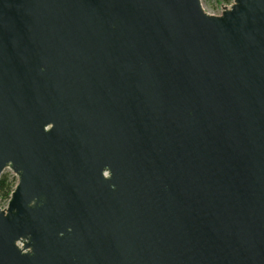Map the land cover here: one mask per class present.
Here are the masks:
<instances>
[{"label": "water", "instance_id": "obj_1", "mask_svg": "<svg viewBox=\"0 0 264 264\" xmlns=\"http://www.w3.org/2000/svg\"><path fill=\"white\" fill-rule=\"evenodd\" d=\"M5 170L0 264H264V0H0Z\"/></svg>", "mask_w": 264, "mask_h": 264}, {"label": "rangeland", "instance_id": "obj_2", "mask_svg": "<svg viewBox=\"0 0 264 264\" xmlns=\"http://www.w3.org/2000/svg\"><path fill=\"white\" fill-rule=\"evenodd\" d=\"M232 0H201L202 6L204 10L210 14L218 15L220 14L221 5H229ZM3 174H8L9 176L12 175V173L9 170H5ZM6 205V202H1L0 200V207H4Z\"/></svg>", "mask_w": 264, "mask_h": 264}, {"label": "trees", "instance_id": "obj_3", "mask_svg": "<svg viewBox=\"0 0 264 264\" xmlns=\"http://www.w3.org/2000/svg\"><path fill=\"white\" fill-rule=\"evenodd\" d=\"M15 184H16V178L13 175L11 176H9L8 174L1 175L0 177V200L1 202H6L9 199V195L12 192Z\"/></svg>", "mask_w": 264, "mask_h": 264}, {"label": "clouds", "instance_id": "obj_4", "mask_svg": "<svg viewBox=\"0 0 264 264\" xmlns=\"http://www.w3.org/2000/svg\"><path fill=\"white\" fill-rule=\"evenodd\" d=\"M105 175H107V173H105Z\"/></svg>", "mask_w": 264, "mask_h": 264}]
</instances>
